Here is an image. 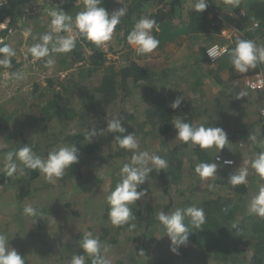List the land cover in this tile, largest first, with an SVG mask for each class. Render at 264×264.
<instances>
[{
  "label": "trees",
  "instance_id": "obj_1",
  "mask_svg": "<svg viewBox=\"0 0 264 264\" xmlns=\"http://www.w3.org/2000/svg\"><path fill=\"white\" fill-rule=\"evenodd\" d=\"M78 1L84 2L77 4ZM124 1L127 14L116 26L113 37L115 36L118 45L122 44L126 48L118 55L121 62L112 61V65L108 63L109 53L104 44L96 45L80 34L75 26V17L85 9V0H4L0 5V23H4L6 17H11L7 27H0V47L7 44L16 52L11 58V66L19 60L17 65L20 67L25 61L22 39L11 28L18 18L35 7L41 10L35 18L30 16L35 24L32 22L25 26L30 31L29 43L33 45L40 42L39 38L43 34L51 31L47 21H43L44 17L52 19L49 14L51 11L61 8L73 18L71 30L76 33V47L65 53L67 57L63 56L62 61H57L53 72L59 74L66 70L65 62L73 69L76 63L84 60L81 49L89 52L87 65L78 67L77 64L66 80L54 82L49 77L48 86L35 87V91L40 94L37 99L41 101L32 109L25 103L23 110L11 117L3 115L2 113L7 112L0 108V137L3 133L6 134L7 147H12L0 150L5 154L23 145H31L32 151L44 159L49 152L66 145L75 144L79 150V162L66 168L62 177L52 181L39 169H29L23 164L22 167L17 164V171L12 176H8L5 170H0V188H15L18 205H30L38 213L26 219L21 218L22 222L25 221V228L10 231L15 234L14 246L18 248L17 252L23 256L25 264L35 263L32 260L35 253L43 261H47V255H50L47 252L52 249L46 243V237L43 238L45 233L41 232L52 222L65 221L67 218L73 223L86 217L84 222L87 219H98L101 223L109 217L111 206L107 200L96 201L97 195L94 192H101L104 186L108 188L106 192L109 195L121 182L122 177L115 176L121 169L118 167L112 173L108 170V174L105 171L106 175L101 174L99 169H111L119 162L131 163L134 155V150L121 148L114 139L116 135L122 134L108 133L106 130L102 135L99 134L106 129L109 119L119 118L126 129L125 134L134 133L137 138L138 151L159 155L167 161L168 166L164 170L154 169L145 183L139 186L138 191L143 190L145 195L130 205L134 218L128 224L111 223L110 228L107 220V227L92 231L94 237L108 246L106 258L110 264H264V217L248 211L250 185L256 180V171L252 172V167L248 164L254 158L244 160L246 153L240 148L243 143L249 145L257 141L264 142V92L239 84L244 79H252L259 73H264V62L258 63L255 68H249L245 73L237 71L231 63L230 54L239 39L229 42L220 32L227 24L234 23V27L244 33L245 40H252L257 46L264 47V0H208L205 12L200 13L193 6L198 0ZM188 2L194 9L192 7L189 10L190 7L185 6ZM113 5L111 0H102L101 6L107 10ZM220 9H228L230 15L220 17ZM242 12L245 16H242ZM208 13H213L215 18L210 20ZM142 17L155 19L159 25L158 31L153 30V35L160 42L159 46L148 53L155 66L148 68L144 62L132 58L131 54L134 52H129L131 46L122 37V33L132 31ZM176 19L180 22L173 25ZM68 32L53 33L52 43L57 36L67 37ZM176 41L178 46L181 44L180 47L185 44L184 51H181L182 59L175 58L171 61L179 52L169 48ZM52 43L49 45L50 49ZM214 44L228 47L226 55L216 61H212L207 55L208 48ZM110 51L117 53L114 48ZM72 53L76 56H71ZM56 55L54 52L50 53L51 57L46 56L42 60H53ZM30 56L32 57L31 54ZM159 57L168 62L158 66L155 62ZM0 59H3L2 55ZM208 88L211 90L210 94L206 90ZM181 96L184 99L180 107L171 108L172 102ZM177 119L193 126L199 122L205 126L221 127L227 133L229 143L233 141L235 148L237 146L239 150L230 151L227 144L220 150L216 146L200 149L191 142L185 143L177 137V130L172 126ZM91 129H96L97 135L89 142L86 137ZM252 136H256L254 142L250 139ZM218 156L232 159L235 163L232 166L220 164L216 161ZM4 158L2 157L1 164L3 168ZM200 162L217 163L216 175L201 178L195 172V167ZM239 168H247L246 181L233 185L228 178ZM188 171L190 175H194L191 185L200 183L198 190L194 189L189 195L181 193L168 198L169 189L175 182L180 183L182 180L187 185L185 182L190 176ZM152 184L160 185V196L151 194L149 188ZM189 187L191 188L190 185ZM42 191L49 198L53 194L65 197V201H55L57 205L60 204L57 210L63 209L64 217L61 214L54 218L53 213L37 206V201H34V205L30 202L37 199V195L41 197ZM81 192H86V195L91 193L92 196L79 197ZM74 198L80 199V202L77 201V208L73 204ZM1 199L0 194V207L6 205ZM189 206L204 210V224L197 228L191 223V218L186 217L184 223L189 231L187 243L179 246L177 252L173 253L170 250L173 247L170 238L168 243L158 240L154 255H150L149 249L151 246L155 247L157 238L167 234L166 228L157 219L158 214H171L177 208ZM233 223H237L236 229L232 227ZM131 224L135 225L134 230L139 234H132L123 240L121 236L123 232H128ZM6 226L7 223H0V233L8 231ZM28 227L32 230L26 229ZM63 234L64 230L61 228L56 231L58 237ZM85 235L79 236L81 239H77L75 243L70 241L63 245L64 254L59 260L61 264H70L74 255L83 254L81 244ZM34 237L42 244L35 249L27 241ZM28 247H31L30 252ZM141 250L145 255L140 253ZM139 253L141 257L138 258ZM176 255L181 256L180 261L176 259ZM85 257V264H92V257L86 253Z\"/></svg>",
  "mask_w": 264,
  "mask_h": 264
},
{
  "label": "clouds",
  "instance_id": "obj_2",
  "mask_svg": "<svg viewBox=\"0 0 264 264\" xmlns=\"http://www.w3.org/2000/svg\"><path fill=\"white\" fill-rule=\"evenodd\" d=\"M102 0H85V9L77 13L75 17V26L80 34L96 45H102L109 41L116 26L120 23L121 18L127 14V9L120 7L112 12H109L105 7L101 6ZM208 6V0H198L195 4V11L203 12ZM52 17L50 23L51 31L43 34L39 39L40 42L35 43L29 48V53L34 58H43L50 56V53H68L76 47V38L74 36H57L53 42V33H61L62 31H71L73 18L64 10H53L50 13ZM4 23H0V27ZM158 31L159 25L155 19L142 17L135 25L133 30L127 36V42L133 46L137 54L143 55L153 52L159 46V40L153 35V30ZM27 35V33H26ZM230 42V41H229ZM52 43L50 49L49 45ZM0 66L5 68L11 67V58L16 55L15 50L5 44L0 47ZM207 55L213 59L219 55L216 48L208 50ZM231 63L234 68L245 73L249 68H255L258 63L264 62V47H259L252 40L239 39L236 47L232 50ZM54 61L49 59L48 65H52ZM13 76L20 78L19 74L13 73ZM261 77L264 80V73H259L255 78ZM252 78V79H255ZM249 79V78H247ZM245 79V84L246 80ZM249 88V87H248ZM253 90V89H252ZM264 92V90H254ZM241 97H243L241 95ZM183 97H177L171 108H179ZM263 111V110H262ZM177 130V137L185 143L191 142L200 149H207L216 146L220 150L225 148L226 144H230L227 138V133L221 127L215 126H193L190 123L184 122L180 119L174 121L172 125ZM108 133H120L114 139L118 142L121 148L134 150V155L131 158V163L125 164L121 168L122 179L115 189L107 196L109 203L110 217L114 225L128 224L134 217L130 205L136 203L145 195L143 190L138 191L140 185L144 184L149 178V173L154 169L159 171L166 169L167 161L159 155L150 154L147 151H138L139 142L134 133L125 134L126 129L122 126L121 119L111 118L107 122V127L100 131V135L104 131ZM97 135L96 129H91L87 133V139L92 141L93 137ZM254 142L255 136L250 137ZM5 172L8 176L16 173L18 165L17 160L29 169H39L45 174L49 181L54 178H60L64 175L66 168L73 166L79 162V150L75 144L60 147L48 153L46 159L41 158L32 151L31 145H23L16 151H10L5 156ZM231 160H225L224 164L230 165ZM252 167L261 176L264 177V152L256 154L252 161ZM218 164L215 162H200L195 167V172L201 178H209L216 175ZM248 175L247 168H239L238 171L232 173L228 181L233 185L245 183ZM211 187V186H210ZM248 211L260 217H264V187H261L258 193L252 197ZM24 214L28 216H36L37 209L32 206L24 208ZM190 217L191 223L199 228L205 222V214L202 208L196 206H189L186 208H177L171 214L160 212L157 216L159 222L166 228V235L170 238L171 251L176 253L178 247L185 245L188 241V228L184 223L185 218ZM237 223H233L232 227L237 228ZM135 225H130V230L134 229ZM9 238L7 235L0 233V264H25V260L14 248L9 245ZM81 248L83 254L74 255L70 264H85V253L92 257V264H110L106 258L108 246L100 241L98 237H94L91 233H87L82 241ZM142 254L145 253L141 250Z\"/></svg>",
  "mask_w": 264,
  "mask_h": 264
},
{
  "label": "rangeland",
  "instance_id": "obj_3",
  "mask_svg": "<svg viewBox=\"0 0 264 264\" xmlns=\"http://www.w3.org/2000/svg\"><path fill=\"white\" fill-rule=\"evenodd\" d=\"M113 1L114 5L110 6L109 10H116L120 7H126V2L124 0H111ZM4 2V0H0V5H2ZM84 2V1H82ZM82 2L78 1L77 4H82ZM185 4V3H184ZM185 6H191V3L188 2L187 4H185ZM52 7H54V5H52ZM108 10V11H109ZM41 12V10L37 9V7L29 9L25 14H23L24 16L18 18L16 24L11 28V31H13V33H17L19 34V38L22 39V47H23V52H24V62L23 64L19 67V60L17 61V63L15 62L10 68H2L0 67V108H2L3 110H5V112L7 113H2L3 115L6 116H11V117H15V114L17 111L19 110H23L25 103L26 106H29L30 109H32V107H35V104L37 105V103H39V101H41V99H37V96L40 95L38 92L35 91V87L37 86H48L47 84V79L49 77L54 79V82H60L58 80H66L68 78L69 73L76 68V66L80 67V65L85 66L88 63V60L86 59L89 56V52L85 51L84 49H81V51L83 52V61H81L79 64L76 63L75 67L73 69H70L68 66V63L65 62V68L66 70H64L63 72L55 73L53 72V68L55 69V64L57 63V61L59 59H61V61L63 60L62 58L67 57V55L65 53H55L56 57L55 59L53 58L54 63L52 65H48L47 62L45 60H42V58H34L33 56H30V53L28 52L29 48L33 45L32 43H29L31 40V36H30V31L25 29V26H28V24H32V22H34V19L32 21V17H30L31 15L34 16L33 18H35V15H37L38 12ZM111 12V11H109ZM16 12H14L15 14ZM44 17V16H43ZM11 17H6L5 18V22L2 26V28H5L9 25ZM30 21V22H28ZM43 21H47L46 23L48 24V26H50L51 23V19L48 17H44ZM27 22V23H26ZM37 22V21H36ZM35 24V22H34ZM37 24V23H36ZM43 25V23H42ZM25 32V34L23 33ZM131 32L130 31H124V33H122V37L124 38V41L127 42V36L128 34ZM27 33V35H26ZM11 33H9L10 36ZM7 36V37H9ZM67 36H76V33L71 30L67 33ZM30 40V41H29ZM111 42V43H108ZM178 41L170 44L169 48H180V46H178V44H176ZM128 43V42H127ZM51 44V43H50ZM104 44V48L105 50H107V52L109 53L108 55V63L110 65H112V61H116V62H121V60L118 59V55L122 54L120 52H122V49L126 48L123 47L122 44H117V42L115 41V36L111 37V39ZM129 44V43H128ZM113 45V46H112ZM131 46V45H130ZM111 48H114V51H116L117 53L114 54L113 51H110ZM186 50V49H185ZM129 52H134L132 55V58L137 59L138 61L144 62L145 64H149V63H153L154 61L152 59H149V55L148 54H137L135 48L133 46H131V50H129ZM74 53L71 54V56H76L73 55ZM181 55V51L178 52V54L176 53L174 55V57H172L171 61H174L175 58L176 59H182ZM18 56V55H17ZM64 56V57H63ZM47 57H51V56H47ZM174 58V59H173ZM76 58H74L75 60ZM165 61V59H164ZM168 62V61H166ZM157 64V61L155 62ZM78 64V65H77ZM13 73H17L19 74L20 78H16L15 76H13ZM81 81H83L82 84H84V80L81 78ZM243 87L246 86L245 84V79L243 81H240V83ZM212 86L209 84V88H211ZM206 89L209 94L211 93L210 89ZM40 97V96H38ZM43 97L45 98V96L43 95ZM42 97V99H43ZM35 110V108L33 109ZM195 126H200L201 124L198 122L196 124H194ZM34 126V125H32ZM21 132V131H20ZM18 132V134L20 133ZM256 137V136H255ZM6 139H7V135L6 134H2V136L0 137V150H6L9 148H12L11 145H9V147H7V143H6ZM227 149L230 151H235L236 149H238V147L236 146L235 148V143L233 141L230 142V144H227ZM243 146H241L240 148L245 151V159H250V158H254L256 157L257 153L260 152H264V142L263 143H258L255 142L253 144H247V143H243ZM7 147V148H6ZM6 148V149H5ZM16 151V150H13ZM6 154L5 152L0 151V170H4L3 167H1L2 164V157H5ZM99 158V157H97ZM129 158V157H128ZM4 164L6 163V160L4 158ZM16 163L22 167V162H20L19 160L16 161ZM126 163H117L115 165H113L110 169V167H103L102 170L101 168L99 169V172H101V174H105L104 172L106 171V174H108V170L112 172H115L117 170V168L119 167V169H121ZM86 165H88L86 163ZM90 165V164H89ZM88 165V166H89ZM245 166V165H244ZM248 166L252 167V163H249ZM255 169L252 167V172ZM108 172V173H107ZM105 174V175H106ZM188 175H190V172L188 171ZM116 177H122L121 175V171L116 172ZM255 177L256 180L255 182L250 185L251 186V190H250V196H249V203L252 199L253 196H255L259 189L261 187H264V177H261L257 172L255 173ZM193 178L194 175H190L187 178V182H185L187 185H185L183 183V181L181 180L180 183L175 182V184L169 189V197L172 196H178L181 193L185 194V195H189L194 189H197L200 187V183L196 182L194 185H191L193 182ZM107 180V179H105ZM189 185L191 186V188L189 187ZM107 187H102L101 188V192H94V194H96L97 198L95 199L96 201L100 202L102 200L106 201L107 200V196L108 193L107 191ZM6 190V191H5ZM149 191L152 192L151 194L153 195H158L160 196V194L162 193L161 191V187L158 184H152V187L149 188ZM41 197L37 195V199L30 201L33 205H34V201H37V206L39 207H44L45 210L49 211L50 214H54V218L59 217L61 214L63 215L64 211H60V209L57 210V208H59V205H57V203L55 202L56 200L61 201H65V197L61 194V197H59V194H56L52 197H46L47 193L44 191L41 192ZM0 194L2 195V199L1 201L5 202L6 205H2L0 207V223L3 225L5 223H7L6 229L8 228V231L3 234L7 235V237L9 238V245L11 248H14L16 251H18V248L14 246L15 244V234L10 232L11 230H16L18 228H25V221L22 222L21 218H28V215L24 214V208L26 207V205L21 204L18 205L17 200L15 199V195H16V190L15 188L11 187L9 189L7 188H0ZM79 197H83V196H92L91 193H88L86 195V192H81ZM178 200V197L176 198ZM80 202V199L78 198H74L73 200V204H75V208H77L79 206V204L77 203ZM28 204L29 201H28ZM1 205V204H0ZM249 206V204H248ZM84 214V213H83ZM64 217V215H63ZM99 218V217H98ZM83 219H86V217H82L79 220H75L73 223H70L68 221L67 218H65V221H60V222H52L50 225H48L47 227H45V231L42 230L41 233H45V236L43 235V238L46 237V243L49 244L50 248L52 249L51 251L47 252L50 253V255H47L48 260L47 261H43L40 256L38 254L35 253L34 258L32 257V260L35 262L34 264H61L60 258L62 257V255L64 254L63 250L64 247L63 245H66L67 242H73L75 243L77 241V239H79L82 234H87V233H92V231H97L99 228H103L104 226H106L107 224V220H108V224L109 227L111 228L112 226V222L111 219L108 217L105 219L104 222H99L98 219L97 220H92V219H87L85 222L83 221ZM107 227V226H106ZM63 229L64 230V234L61 236H56V231L58 229ZM26 229H30L32 230L30 227L26 228ZM95 229V230H93ZM135 234V236L137 234H139V232L135 231L134 229H129L128 232H123V235L121 236V238L124 240L126 237H131L130 235ZM42 237V236H41ZM40 237V238H41ZM43 238H41V240H43ZM81 239V238H80ZM166 241L168 243L169 237L166 235L165 236H161L160 238H157V240L154 242L155 247H150L151 249L149 253H151L150 255H154V251H156L157 249V241ZM29 242V244L35 249V247H39L42 244H39V239L37 237H34V239H29L27 240ZM33 243V245H32ZM122 243V242H121ZM63 247V248H61ZM29 252L31 251V247H28ZM27 249V250H28ZM36 252V251H35ZM53 252L55 253L53 255ZM52 253V254H51ZM127 256V255H126ZM56 257V258H55ZM141 257L140 253L138 255V258ZM180 255H176V259L178 261H180ZM65 260V259H63ZM66 262V261H65ZM64 263V261H63ZM127 264H131L128 263Z\"/></svg>",
  "mask_w": 264,
  "mask_h": 264
},
{
  "label": "built area",
  "instance_id": "obj_4",
  "mask_svg": "<svg viewBox=\"0 0 264 264\" xmlns=\"http://www.w3.org/2000/svg\"><path fill=\"white\" fill-rule=\"evenodd\" d=\"M242 16H245V14L243 12H242ZM220 32H221L222 37L224 39L230 41V42H232L234 39H244V33L239 32V30L236 27L225 26L223 29H221ZM113 34H114V32H113ZM212 48H216L217 51L219 52V55L216 56L215 59L209 57L212 61H216V60L220 59L221 57L226 55V53L228 52V47L220 45V44L211 45L208 48V50H210ZM208 50H207V53H208ZM246 86H248L250 89H253V90H264V80L261 77H257L255 79H247L246 80ZM262 113L264 114V110L262 111ZM225 160H231L233 163L230 165H226V164H224ZM216 161L218 163L226 165V166H232L235 163L234 160L224 159L221 156L216 157Z\"/></svg>",
  "mask_w": 264,
  "mask_h": 264
},
{
  "label": "crops",
  "instance_id": "obj_5",
  "mask_svg": "<svg viewBox=\"0 0 264 264\" xmlns=\"http://www.w3.org/2000/svg\"><path fill=\"white\" fill-rule=\"evenodd\" d=\"M193 6H195V5H193ZM193 6H189L190 8H189V10L191 9L192 10V7ZM193 9H194V7H193ZM188 10V11H189ZM227 10V11H226ZM205 12V11H204ZM209 14V19L210 20H213L214 18H215V16L213 15V13H208ZM220 17H223V18H225L226 16L225 15H230V13L228 12V9H225V10H221L220 9ZM225 16V17H224ZM179 22H180V20L179 19H176L175 21H174V23H173V25H178L179 24ZM166 23H168V22H166ZM229 23V22H228ZM232 26V27H234V23H230V24H227L226 26ZM168 28H170V27H168ZM172 29H174V27H172ZM172 29H171V31H172ZM180 46H181V44H180ZM184 46H185V44L182 46V47H180V48H174V50H179V52L180 51H184ZM164 59L165 58H161V57H159V59H157L156 61H157V64H158V66L159 65H164V63L166 64V61H164ZM146 65V67L148 68V67H153V66H155V64H153V63H147V64H145ZM230 110V109H229Z\"/></svg>",
  "mask_w": 264,
  "mask_h": 264
}]
</instances>
